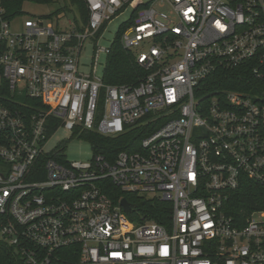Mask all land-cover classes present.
<instances>
[{
	"label": "built area",
	"instance_id": "obj_1",
	"mask_svg": "<svg viewBox=\"0 0 264 264\" xmlns=\"http://www.w3.org/2000/svg\"><path fill=\"white\" fill-rule=\"evenodd\" d=\"M84 2L87 20L64 26L18 22L0 0V241L25 264H264V210L227 211L235 191L264 190V91L206 81L249 63L245 86H264V0ZM125 13L121 44L147 74L106 84L81 55ZM87 132L135 138L110 161ZM75 139L91 160L67 157ZM108 180L170 203L169 224L131 219Z\"/></svg>",
	"mask_w": 264,
	"mask_h": 264
},
{
	"label": "trees",
	"instance_id": "obj_2",
	"mask_svg": "<svg viewBox=\"0 0 264 264\" xmlns=\"http://www.w3.org/2000/svg\"><path fill=\"white\" fill-rule=\"evenodd\" d=\"M54 0H2L5 5L8 16L15 17L22 14V7L25 2H34L38 4H50ZM72 8H75L77 15L81 16L84 21L88 18V9L84 0H69ZM73 10V9H72ZM119 30L116 40L111 47L107 56L104 68L103 80L106 84L121 85L135 84L143 78L147 71L144 70L135 59L132 51L125 49L120 41ZM210 92L218 90H245L262 93L264 86L246 87L245 84L250 81L257 83L254 78L253 66L245 63L236 67H217L207 78ZM137 133V132H136ZM135 134H123L121 136L106 137L96 132H87L83 137L93 142L95 150L106 156L110 161H114L117 154L123 150H128L130 141L135 138ZM106 194L114 201L118 202L126 198L129 202L136 205V209L131 213V219H139L141 216L163 223L169 224L171 218L170 203L163 202L159 199L130 194L123 192L118 186L111 181L104 182ZM243 210H264V190L259 185L250 184L239 189L232 194L229 200L227 211L230 215L236 217ZM0 264H25L21 255L15 249L8 247L0 241Z\"/></svg>",
	"mask_w": 264,
	"mask_h": 264
},
{
	"label": "rangeland",
	"instance_id": "obj_3",
	"mask_svg": "<svg viewBox=\"0 0 264 264\" xmlns=\"http://www.w3.org/2000/svg\"><path fill=\"white\" fill-rule=\"evenodd\" d=\"M73 9V10H72ZM27 17L41 18L46 22H60L66 26L69 20H75L78 17L75 8H72L69 0H54L50 4H38L34 2H25L22 7V14L18 22L25 20ZM128 13L116 18L104 33V37L99 39L97 44L86 42L85 48L81 55V63L86 64L82 70L89 72L92 65L97 62V75L102 76L107 61V56L100 48H107L114 41L120 25L127 19ZM58 18H60L58 20ZM18 22H16L18 24ZM98 50V51H97ZM97 53V60L94 58ZM71 133L67 129H60L52 138L51 146L54 147L61 141H68ZM67 157L72 161H88L93 157L91 145L84 140H70L66 150Z\"/></svg>",
	"mask_w": 264,
	"mask_h": 264
},
{
	"label": "water",
	"instance_id": "obj_4",
	"mask_svg": "<svg viewBox=\"0 0 264 264\" xmlns=\"http://www.w3.org/2000/svg\"><path fill=\"white\" fill-rule=\"evenodd\" d=\"M121 205L124 207L126 212H131L132 209L136 208V205L134 203L129 202L126 198H123L121 200Z\"/></svg>",
	"mask_w": 264,
	"mask_h": 264
}]
</instances>
